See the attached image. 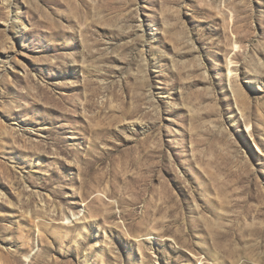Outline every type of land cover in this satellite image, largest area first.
Wrapping results in <instances>:
<instances>
[{
	"label": "rangeland",
	"instance_id": "1",
	"mask_svg": "<svg viewBox=\"0 0 264 264\" xmlns=\"http://www.w3.org/2000/svg\"><path fill=\"white\" fill-rule=\"evenodd\" d=\"M0 264H264V0H0Z\"/></svg>",
	"mask_w": 264,
	"mask_h": 264
}]
</instances>
